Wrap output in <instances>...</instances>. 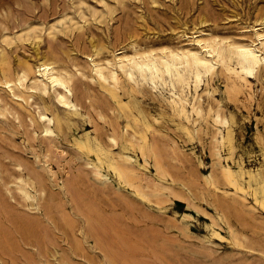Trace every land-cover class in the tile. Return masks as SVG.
<instances>
[{
  "label": "rangeland",
  "instance_id": "374dc122",
  "mask_svg": "<svg viewBox=\"0 0 264 264\" xmlns=\"http://www.w3.org/2000/svg\"><path fill=\"white\" fill-rule=\"evenodd\" d=\"M263 37L264 0H0V264H264V66L181 114L129 61Z\"/></svg>",
  "mask_w": 264,
  "mask_h": 264
},
{
  "label": "bare ground",
  "instance_id": "6f19581e",
  "mask_svg": "<svg viewBox=\"0 0 264 264\" xmlns=\"http://www.w3.org/2000/svg\"><path fill=\"white\" fill-rule=\"evenodd\" d=\"M204 48L206 50L205 54L191 51L182 55L174 54L172 52L164 54L163 52L162 56L159 58H156L153 55H148L129 61H132L134 70H136L142 78L146 79V77L149 76L151 82L155 86L158 82L166 84V77H168L172 87H174V82L179 85V93H172L170 103L176 111L181 114H186L187 112L186 107L189 103L187 96L191 92V89L193 88L194 92H197V89L202 82L203 75H210L213 72L216 63H219L229 75L236 77V79L244 84L248 82L246 78L248 74H252L261 65L264 66V49L259 50L256 46L237 45L235 47H228L227 52L229 59L228 56L225 55L221 46L217 43L205 44ZM230 55H234L236 58L240 65V72H237L230 65ZM118 61L121 62V58H119ZM188 70L190 71V75H188ZM37 71L42 78L51 84L57 101L64 106H70L72 104L69 97L70 90L65 81L58 76L54 67L51 66V64L43 62L39 65ZM98 75L99 77L102 76L100 71H98ZM131 75V73H128L129 77H131ZM115 78V73H113V79ZM23 79L24 73H21L17 78L18 83H21ZM4 83L9 85L11 84V80L6 79ZM235 87L236 86L233 85V90L237 89ZM192 110L197 115H200L202 112V110L194 104L192 105ZM39 118L48 124L52 121V118L45 111L39 112ZM217 118L218 116L216 119ZM51 133L52 130L47 127L45 129V135H50ZM20 191L25 198H31V195L25 189L20 188Z\"/></svg>",
  "mask_w": 264,
  "mask_h": 264
}]
</instances>
